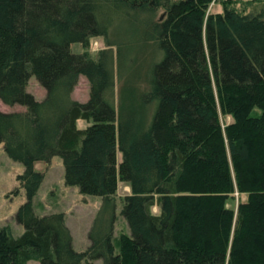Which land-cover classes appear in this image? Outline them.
Segmentation results:
<instances>
[{
	"label": "trees",
	"instance_id": "16d2710c",
	"mask_svg": "<svg viewBox=\"0 0 264 264\" xmlns=\"http://www.w3.org/2000/svg\"><path fill=\"white\" fill-rule=\"evenodd\" d=\"M211 2L0 0V100L25 107L0 109V143L23 163L26 192L15 214L23 231L0 227V264H264V10L210 11ZM102 5L162 9L151 26L159 55L140 96L150 106L144 124L115 102L111 51L87 50L107 35ZM32 74L41 99L26 89ZM80 74L85 101L71 96ZM220 113L232 119L223 125ZM54 155L82 193L109 201L118 181L128 184L129 232L115 238L113 214L106 226L97 217L77 250L62 212L34 211L44 178L34 163ZM235 190L246 194L236 210L227 204Z\"/></svg>",
	"mask_w": 264,
	"mask_h": 264
},
{
	"label": "rangeland",
	"instance_id": "374dc122",
	"mask_svg": "<svg viewBox=\"0 0 264 264\" xmlns=\"http://www.w3.org/2000/svg\"><path fill=\"white\" fill-rule=\"evenodd\" d=\"M163 1V0H159ZM225 6H234L243 12H258L264 10V0H212L210 11H222ZM101 17L108 19V32L106 36H94L89 40L87 50L96 55L100 49H107L112 54V69L114 75V98L117 106L121 103L122 110L135 111L136 124H144L150 106L140 105V96L146 89V71L154 62L159 53L152 40V24L161 17V8L154 12L144 6L134 9L128 5H120L109 11L101 6ZM72 50L80 52L86 48L80 43H73ZM26 89L36 99L45 94L44 87L38 82L35 75L28 79ZM90 83L86 75L80 74L71 91V96L77 100L85 101L89 97ZM24 105L14 103L6 104L0 100L1 110L24 109ZM223 125L232 118L220 113ZM89 121L78 118V127H85ZM117 159H121V151L117 150ZM36 169L44 171V178L34 195L32 202L34 211L39 214L62 212L72 234V244L77 250L83 249L89 243L88 230L99 218L102 225H107V218L113 214V237L119 238L121 233L129 232L126 219L121 214L123 196L130 192L124 181H118L117 191L112 200H106L100 195L82 193L76 185L66 184L64 181V166L62 157L54 155L49 162L37 160ZM24 169L23 163L10 158L0 143V227L7 225L14 235L23 231V225L16 219L19 205L26 200L24 187L18 180V174ZM246 194L233 192V197L227 204L237 208L240 200ZM153 211L157 207L153 206ZM105 225V226H106ZM103 226V227H105ZM95 264H103L101 258L94 260ZM28 264H40L36 259L28 260Z\"/></svg>",
	"mask_w": 264,
	"mask_h": 264
}]
</instances>
